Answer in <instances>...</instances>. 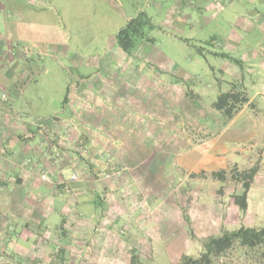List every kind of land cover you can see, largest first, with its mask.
Wrapping results in <instances>:
<instances>
[{
	"label": "crops",
	"instance_id": "obj_1",
	"mask_svg": "<svg viewBox=\"0 0 264 264\" xmlns=\"http://www.w3.org/2000/svg\"><path fill=\"white\" fill-rule=\"evenodd\" d=\"M52 3L55 1L0 0V264H133L132 250H135L139 264H143V261L154 257L156 237L149 238L154 228L152 223L156 219L158 225L164 222L172 236L180 226L183 228L186 225L185 221L173 220L170 212L154 219L147 210L140 214L136 209H133L132 220L126 218L129 205L118 199L120 194L115 182L98 173L103 168L102 163L95 160L98 166L93 167L86 154L76 150V147L80 145L83 134L93 136L89 132H96L99 136L93 137L97 139L93 140V148L112 149L122 163L132 166L131 147L144 145L147 137L148 140L155 139L153 130L144 127L147 119L142 114L146 112L133 114L130 108L126 111L128 107L116 103L107 108L101 99L115 98L113 89L104 81L96 87L87 86L83 78L81 82L69 86L62 111L43 123L36 115L39 113L36 100L24 104L16 101L20 96L43 98L41 94L49 89L45 87L43 90V84L35 76L39 66L34 56L44 53L48 41L57 34L63 35L62 30L55 26L52 12H49ZM188 6H191L190 11L183 12V17L173 23L180 32L191 25L192 11L198 13V0L189 2ZM113 31L112 45L115 46L118 31ZM119 49L122 57L120 65H126L133 72V55ZM241 58L246 66L259 64L264 70L263 53L247 50ZM77 63L91 67L82 59ZM232 67L233 77L229 79L234 81L222 79L219 86L211 90L205 89L201 83L186 88V80L194 76L183 70L178 75L171 74L179 79L176 83L172 81L175 84L168 81L169 85L161 87L160 92L167 99L165 104L163 102L166 107L156 105L155 109H151L153 113L160 108L168 110L170 100L178 99L182 125L201 126L207 131L208 136L201 140L189 138L182 141L183 152L173 156L179 165L176 169L187 177L199 172L210 176L213 172L227 170L231 165L239 169L258 167L248 191L245 212L233 199L234 194L243 191L242 183L238 182L218 199L214 196L219 207L214 205V213L205 216L207 220L204 224L203 218L200 220L190 214L191 225L199 228L196 234L203 238L220 235L225 229L233 230L241 225L258 228V222H264V76L255 83L251 81V76L248 78L245 73L242 74L238 66L233 64ZM129 78L133 82V75ZM233 83L245 89L250 101L231 119H226L212 106V98L229 91ZM170 88L176 91L171 92ZM252 88L254 94L260 97V106L255 104L254 96L248 94ZM191 92L197 100L189 102V105L186 100H189ZM3 93L13 101L3 100ZM90 100H94L92 104ZM32 114L36 115L34 121L29 118ZM168 116L166 122L162 118L151 125L159 130L167 129L164 125L169 126ZM140 125L148 136L140 134ZM161 133L168 139L167 133ZM231 146H235L231 152L236 156L227 161L224 155ZM143 157L141 155L139 160ZM155 162L159 163L161 159ZM112 169L110 165L108 170ZM136 170L137 177L141 176L140 168ZM154 171L156 167L143 172L149 175ZM94 173L99 177L97 180ZM44 174L47 178H43ZM155 176L145 180L141 186L147 197L153 194ZM198 183L195 182V186L199 190L203 187L201 185H206L205 182ZM150 187L152 190H149ZM208 205L212 203L200 204L201 207ZM161 230L160 226L156 233L160 241L163 238Z\"/></svg>",
	"mask_w": 264,
	"mask_h": 264
},
{
	"label": "rangeland",
	"instance_id": "obj_2",
	"mask_svg": "<svg viewBox=\"0 0 264 264\" xmlns=\"http://www.w3.org/2000/svg\"><path fill=\"white\" fill-rule=\"evenodd\" d=\"M54 1L49 12H52L55 26L62 30L63 35L57 34L48 41V47L45 48L44 53L34 56L39 66V72L36 71L35 76L43 84V90L45 87L49 89L43 91L40 96L43 98L20 96L16 101L24 104L27 101L36 100L38 105L36 109L39 111L36 115L40 117L38 121L43 123L50 120L55 113L62 111L69 86L81 82L83 78L82 81L84 80L87 86L96 87L100 81H104L108 87L113 89L112 94L115 98L105 99V101L101 99L107 108L116 103L118 106L128 107L126 111L130 108L133 114L146 112L142 114L144 119H147L144 127L153 130L155 139L148 140L147 137L143 141L144 145L131 147L133 163L130 164L132 165L129 166L130 168L121 162L112 149L92 147L93 140H97L94 138L99 136L96 132H89L93 136L88 133L81 136L80 145H84L81 151L91 160L89 163L93 167L102 163L103 168L98 170V173H102L103 177L115 182V187L120 194L118 199L129 205L126 218L132 220L133 209H136L140 214H144L147 210L154 219L165 212H170L173 220L177 218L185 221L186 225L183 228L180 226L178 232L172 236L169 228L163 224L164 222L158 225L156 219L152 223L154 228L149 238L156 237L154 239L156 243L153 246L154 257L150 261H143V264H180L184 254L198 258L202 251L200 240L204 238L196 234V231L200 230L191 225L190 214L200 220L203 218L202 223L204 224L207 215L214 213V205L219 207L214 196L218 199L226 189L232 190L234 184L240 182L232 177V169L235 165H231L226 170L227 179L225 181L215 179L212 174L209 176L205 172L191 174L187 177L185 173L176 169L179 165L173 156L183 152L182 141H188L189 138L201 140L208 136L207 131L201 126L182 125L178 99L170 100L168 110L160 108L153 113L151 109L161 105L166 107L164 104L167 99L160 92L161 87L169 85L168 81L175 84L176 79L179 78L171 74L178 75V72L182 70L194 76L186 80V88L192 85L198 86L201 83L205 89L211 90L214 86L218 87L222 79L228 78L229 81H234L229 79L233 77V64L238 66L242 74L245 73L249 76L248 78L251 76V81L258 83V79L264 76V70L259 64L254 67L246 66L241 57L247 50H256L264 54V0H198V13L192 11L191 25L184 29V32L178 31L176 24L173 26V23L183 17V12L186 14L190 11L191 6H188V3L193 0ZM140 13L144 14L150 24L142 29L144 38H138L135 42L132 53L134 64L132 72L127 69L126 65H120L122 59L120 47L118 43L115 46L112 45L111 34L115 33L113 29L119 31L130 18H135ZM183 35L192 40L185 39ZM200 40L204 41L199 43ZM200 46L205 48L201 49ZM200 49L202 52L199 51ZM79 59L88 62L91 67L78 64ZM132 75L133 82L129 78ZM170 89L171 92L176 91L173 88ZM117 90L125 93H118ZM248 94L250 97L254 96L255 104L261 105L260 97L257 93L254 94L253 88L248 91ZM217 98L218 96L215 95L212 99L215 102ZM11 100L12 98L10 103ZM196 100L192 93L186 101L190 105L189 102ZM93 101L90 100V104ZM111 110L114 111L110 108ZM36 115L32 114L29 118L34 121ZM166 115H169V126L164 125L167 129L159 130L154 127V124L151 125L152 122L160 121L162 118L166 122ZM139 131L140 134L148 136L147 132L141 129V125ZM161 132L167 133L168 139L165 135L162 137ZM78 147L79 145L76 150L79 151ZM232 148L235 146L229 147L225 152L224 156L227 161H232L236 156L232 154ZM126 153L129 154L128 151ZM141 155L144 156L143 160H139ZM156 159L158 161L161 159V162L154 163ZM115 164L121 173L116 178H110L107 174L111 170L108 169L110 165L115 166ZM153 167H156V171L145 175L144 172ZM137 168L141 170L139 177L136 173ZM94 176L95 180L99 178L95 173ZM152 176H155L157 180L153 185L152 196L147 197L141 186L145 184V180L153 178ZM205 179L211 181H205ZM195 182L196 184L205 182L206 185H201L203 187L199 190ZM215 182L218 185L216 189H213ZM204 186L207 187L204 188ZM149 190H152V187ZM221 190L222 193H220ZM209 202L213 206H200V204L206 205ZM174 211L176 217H174ZM262 225L264 222L257 224L258 227ZM160 226L162 227L160 233L163 236L161 241V238L157 240L156 235ZM132 254L138 257L135 250H132ZM176 260L178 263L174 262ZM198 264H205V259ZM206 264H264V246L251 248L236 243L224 254L211 255L210 261Z\"/></svg>",
	"mask_w": 264,
	"mask_h": 264
},
{
	"label": "trees",
	"instance_id": "obj_3",
	"mask_svg": "<svg viewBox=\"0 0 264 264\" xmlns=\"http://www.w3.org/2000/svg\"><path fill=\"white\" fill-rule=\"evenodd\" d=\"M149 20L140 13L135 18L130 19L127 24L122 27L116 34V40L119 47L126 53H133L135 42L138 38H144L143 27L148 25ZM249 97L243 87L232 84V87L227 92L219 94L217 100L213 103V107L220 111L226 119H231L238 110L245 104L249 103ZM252 105V104H251ZM253 106V105H252ZM258 167L253 166L249 169L239 170L237 166L232 169L233 179L242 183L243 191L240 194H235L234 202L239 206L242 212H245L248 207V191L257 173ZM212 176L220 181L227 179V171L220 170L213 172ZM222 193V190L220 191ZM194 236V234H192ZM201 242V254L198 258H193L189 255H183L180 264H198L202 259H205V264L210 261L211 255H221L230 250L236 243H240L247 247L264 246V225L261 227H248L241 225L237 229L223 230L220 235L209 236ZM133 264H139L137 258L133 256Z\"/></svg>",
	"mask_w": 264,
	"mask_h": 264
},
{
	"label": "built area",
	"instance_id": "obj_4",
	"mask_svg": "<svg viewBox=\"0 0 264 264\" xmlns=\"http://www.w3.org/2000/svg\"><path fill=\"white\" fill-rule=\"evenodd\" d=\"M1 98L3 99V100H6V101H9L10 99H11V97L9 96V95H7V94H5V93H3L2 95H1ZM84 145H79V147H78V149L79 150H82V147H83ZM85 150V149H84ZM113 165V164H112ZM120 173H121V171H120V169L118 168V167H114L113 166V169L111 170V172H109L108 174H107V176L108 177H117V176H119L120 175ZM43 178H47V176L44 174L43 175Z\"/></svg>",
	"mask_w": 264,
	"mask_h": 264
}]
</instances>
